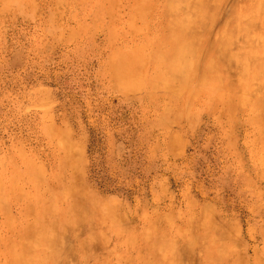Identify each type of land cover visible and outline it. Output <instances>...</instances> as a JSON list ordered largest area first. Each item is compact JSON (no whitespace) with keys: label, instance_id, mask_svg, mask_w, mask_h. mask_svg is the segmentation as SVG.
Listing matches in <instances>:
<instances>
[{"label":"rangeland","instance_id":"1","mask_svg":"<svg viewBox=\"0 0 264 264\" xmlns=\"http://www.w3.org/2000/svg\"><path fill=\"white\" fill-rule=\"evenodd\" d=\"M140 1L0 0V264H264V78L220 58L263 54V0L181 9L192 74L162 91L171 13Z\"/></svg>","mask_w":264,"mask_h":264},{"label":"bare ground","instance_id":"2","mask_svg":"<svg viewBox=\"0 0 264 264\" xmlns=\"http://www.w3.org/2000/svg\"><path fill=\"white\" fill-rule=\"evenodd\" d=\"M147 0H141L140 2L136 3V6H135V10L137 13L139 14H143V9H144V5L146 3ZM164 1V7H165V11L166 12H169V14L171 15L170 16V25H173V31H171V34L168 35V33L165 32V34L159 38V41H157L156 43H154L156 45V47H154L153 49V58L155 60V63L157 65V69H158V75H159V81L157 82V84L154 86V88L156 90H166V89H170L172 87L173 88H177V89H180L183 84H184V81L187 79V77L192 74V49H190V45L188 43V41L184 40L187 38L186 36V33L187 31L193 26L194 24V21L193 20H190V21H185L184 19H181L179 16H178V12L181 10V9H186L187 11H189L192 15H198L199 14V9H198V5H201V0L200 3L198 2V0H163ZM261 2V1H259ZM264 2V0L262 1ZM259 4L258 3V6L254 9V13L253 11L250 12L252 14H257L258 16V19H262L264 20V5L262 4ZM257 5V3H256ZM185 10V11H186ZM187 14V13H185ZM249 15V14H248ZM247 15V17H248ZM185 16V15H184ZM183 16V17H184ZM190 17V16H189ZM187 18V17H186ZM191 18H194L193 16ZM249 18V17H248ZM251 18V17H250ZM249 18V20H250ZM247 19V18H246ZM245 19V21H246ZM251 23V22H249ZM244 27V26H243ZM200 28V27H199ZM226 29V28H225ZM199 30V29H198ZM226 32V31H225ZM179 33H183L185 38H182V37H178V34ZM194 33V32H193ZM192 35V34H191ZM238 35V34H237ZM260 35V34H259ZM218 36V35H217ZM242 37V36H241ZM263 37V36H262ZM261 37V38H262ZM245 38V37H244ZM248 38V37H247ZM260 38V40H262ZM193 41L195 42V39L192 37ZM232 39V37H231ZM246 39V38H245ZM244 39V40H245ZM191 40V39H190ZM247 40V39H246ZM191 42V41H189ZM231 42V41H229ZM228 42V44H229ZM253 42L254 41H250L249 40V44H251V48L250 50L252 49V45H253ZM255 42L259 45V46H263L262 47V51H260L261 53L263 54H260V56L258 58H256V56L252 55L253 57L252 58H249L247 55H246V52H243V51H239L237 53H234L230 54L229 52L227 53L226 51H224V54L221 55L220 58L226 60L227 62H231V63H234L236 64V66H238V77H237V80L239 78V81L237 82H241L243 81L247 86H250L251 83H253L252 81L258 77L260 78H264V62H261L259 59L261 57V55L264 56V41H260L259 42V36L256 37L255 39ZM226 43V41H225ZM255 43V44H256ZM213 44V43H212ZM227 44V46H228ZM225 46V44H224ZM226 46V47H227ZM255 46V45H254ZM261 48V47H260ZM256 49V48H254ZM197 50V49H196ZM195 50V51H196ZM257 50V49H256ZM254 51V50H253ZM257 52V51H256ZM255 52V53H256ZM219 53V52H218ZM194 56V54H193ZM220 56V55H219ZM140 59H143V58H140ZM214 61V60H213ZM212 61V62H213ZM211 62V61H210ZM211 62V65L215 64V63H212ZM208 66V64H207ZM146 67V66H145ZM209 67V66H208ZM212 67V66H211ZM210 67V68H211ZM209 68V69H210ZM215 68V67H213ZM236 68V67H235ZM212 69V68H211ZM214 69H212L213 71ZM217 70V69H215ZM227 70V69H226ZM211 71V70H209ZM211 71V72H212ZM218 71V70H217ZM216 71V73H217ZM237 73V72H236ZM202 76H204L205 78V82H206V78L207 77H210V72L208 73H205V75L203 74ZM219 77V76H218ZM203 78V80H204ZM219 79H221L219 77ZM222 80V79H221ZM241 80V81H240ZM260 80V79H259ZM258 80V81H259ZM155 81H156V76L153 77V80H152V83L155 84ZM257 81H254V84H256V86L254 85L252 87V90L255 89V91L257 89H259L258 87L262 86L264 87L263 83L260 84L259 82ZM256 82V83H255ZM264 82V81H263ZM212 83L213 82H210L207 89L210 88V86L212 87ZM257 83H259V85L257 86ZM238 84V83H236ZM242 84V82L240 83ZM244 84V85H245ZM247 86L245 89H243L241 87V92L244 90V94L245 96H243L244 94H241V96L243 97V100L246 102V100L244 99V97L247 96V94L249 95H252L254 93H258L257 95H259V93L261 92L260 89L258 91H251L249 92L247 90ZM257 87V88H255ZM261 88V87H260ZM264 89V88H262ZM239 90V91H240ZM264 92V90H262ZM248 92V93H246ZM254 94V95H256ZM264 94V93H263ZM253 96V95H252ZM260 96V95H259ZM258 96V97H259ZM253 98V97H252ZM252 98L249 97V101L248 102H254V100H252ZM251 100V101H250ZM242 101V103L244 102ZM246 102V103H248ZM241 103V104H242ZM245 103V104H246ZM243 106V104H242ZM2 184V183H1ZM13 192V191H12ZM65 194V192L63 193V195ZM80 194V193H79ZM84 195V194H83ZM82 195V196H83ZM80 196V195H79ZM7 198V196H6ZM2 199V196L1 198ZM4 200V199H2ZM80 201V200H79ZM53 205V204H52ZM53 207V206H52ZM206 212V211H205ZM116 216V215H115ZM57 222V221H56ZM39 232V231H38ZM37 232V233H38ZM47 232V231H46ZM53 232V231H52ZM55 233V232H53ZM48 234V233H47ZM38 235V234H37ZM37 235H36V238H37ZM41 235V234H40ZM49 236L50 237H53L54 235L52 234V236L50 235L49 233ZM48 236V237H49ZM182 236V235H181ZM41 237V236H40ZM39 237V238H40ZM47 237V236H46ZM38 239V238H37ZM49 240H51L49 238ZM30 242V240H28ZM36 241V240H35ZM39 241V240H38ZM52 241V240H51ZM196 241V240H195ZM34 242V241H33ZM197 242V241H196ZM26 243V242H25ZM40 243V242H39ZM27 244V243H26ZM29 246V244H27ZM39 245V244H38ZM37 245V246H38ZM191 245V244H190ZM85 246V245H84ZM175 246V245H173ZM36 247V246H35ZM34 247V248H35ZM51 247V245H50ZM38 248V247H37ZM45 248V247H44ZM33 249V248H32ZM47 249V248H46ZM51 249H53V247H51ZM84 249V248H83ZM49 251V250H48ZM26 252V251H25ZM49 253V252H48ZM34 255V254H32ZM19 256V255H18ZM30 257V256H29ZM23 258V257H22ZM84 258V257H83ZM82 258V259H83ZM18 260V259H17ZM23 260V259H22ZM25 261V260H24ZM24 262H22L23 264ZM32 263V262H31ZM25 264V263H24Z\"/></svg>","mask_w":264,"mask_h":264}]
</instances>
